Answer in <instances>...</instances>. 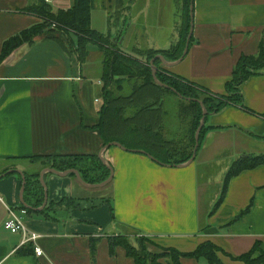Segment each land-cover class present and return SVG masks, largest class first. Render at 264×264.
I'll return each mask as SVG.
<instances>
[{"label": "crops", "instance_id": "crops-1", "mask_svg": "<svg viewBox=\"0 0 264 264\" xmlns=\"http://www.w3.org/2000/svg\"><path fill=\"white\" fill-rule=\"evenodd\" d=\"M36 1L0 0V52L4 40L41 22L25 11ZM44 1L53 11L72 6V0ZM162 5L167 11L164 18ZM180 5V0H95L90 25L111 33L126 54L146 48L161 51L177 39ZM193 10L187 55L172 65L161 64L213 94H224L237 59L258 53L264 0H194ZM102 55L97 45L90 44L87 59L80 62L76 53L68 55L55 41L38 37L0 63V174L11 168L33 174L50 167L30 161L33 155L102 156L114 173L107 183V208L105 203L94 208L98 204L89 194L92 188L75 175L43 173L46 206L52 204L48 213L55 219L46 218L42 209L25 218L28 228L41 234L35 242L40 255L33 250L18 253L28 248L21 243L22 235L4 229L7 207L20 206L22 179L16 173L0 178V264H135L121 247L110 253L107 238L118 234L132 239L146 235L158 247L180 252L212 242L220 248L216 254L224 264H244L232 257L256 242L264 251V165L231 177L219 199L231 163L259 154L261 150L252 148L255 142L263 146L264 69L241 86L250 112L227 105L209 114L194 161L164 166L140 152L105 148L95 128L102 104ZM210 165L217 167L216 175L208 170ZM63 198L72 202L58 205ZM202 199L207 200L204 207ZM180 259L182 264H209L203 257ZM159 264L169 263L161 259Z\"/></svg>", "mask_w": 264, "mask_h": 264}, {"label": "trees", "instance_id": "trees-1", "mask_svg": "<svg viewBox=\"0 0 264 264\" xmlns=\"http://www.w3.org/2000/svg\"><path fill=\"white\" fill-rule=\"evenodd\" d=\"M189 1L180 0L181 26L176 41L168 49L161 51L149 48L136 49L133 52L140 56L138 57L120 50L118 42L112 40L111 33H100L91 28L90 12L95 0H72V6L69 9L59 8L56 11H53L46 1L37 0L29 4L25 11L40 17L41 22L31 25L3 41L0 63L15 48L24 43L33 42L35 37L55 41L68 55L76 53L80 62H85L87 59L89 45H97L103 53L101 66L103 89L102 104L98 111L99 120L95 128L99 130L104 146L108 142L115 141L129 150L145 151L159 164L179 165L191 158L195 144L194 133L202 117L201 106L194 99L202 101L208 112L207 116L220 112L227 105H238L243 110L250 112L244 103L241 86L250 76L259 74L264 69L263 30L258 53L256 55H241L237 59L231 78L226 81L224 94H213L209 89H205L197 83L189 82L179 75L170 73L162 66L159 59L154 62L157 79L174 89L175 92L157 84L152 77L150 60L156 54H162L168 61H176L182 55L190 28ZM190 39L192 41V36ZM168 94L178 98L177 113L184 128L182 132H178L176 137H168L167 128H165L164 104ZM207 116L199 135L200 144L208 128L206 126ZM262 116L264 118V114ZM29 159L32 162L41 161L44 166H50L58 171L70 168L78 169L82 179L88 184L102 182L110 174L108 167L104 166L101 159L95 155L90 157L85 155H33ZM258 165H264V154L241 156L232 162L224 176L219 199H221L227 187L226 183L231 177ZM38 173L24 172L26 184L23 197L25 202L34 208L41 206L44 197ZM11 174L13 173H8L5 176ZM70 175L74 176V174ZM64 201L72 202L70 198H63L57 204ZM51 205L50 203L49 206L44 207L41 213L48 219H55L48 213ZM26 210L27 213L34 211L30 208H26ZM130 239L132 238L124 234L109 235L107 241L110 253H115L116 249L121 247L125 250V254L134 260L135 264H159L161 259H165L169 264H182L180 259L182 256L196 259L203 257L209 264H224L216 254L220 248L212 242L204 241L191 252H180L172 247H158L146 235L134 236L135 243ZM147 243L156 246L157 250H149ZM25 244L28 248L18 250V253L29 254L32 252L31 250L35 251L32 242ZM91 247L94 252V244ZM259 248L260 243L256 242L250 250L232 258L242 261L244 264H264V251ZM257 251L259 253L255 255Z\"/></svg>", "mask_w": 264, "mask_h": 264}, {"label": "water", "instance_id": "water-1", "mask_svg": "<svg viewBox=\"0 0 264 264\" xmlns=\"http://www.w3.org/2000/svg\"><path fill=\"white\" fill-rule=\"evenodd\" d=\"M193 6H194V0H190L189 1V7H188V10H189V25H190V28H189L188 34L186 36L185 46H184L183 51L181 53L182 55L178 59H176V61H168V60L165 59V57L162 54L161 55L160 54H156V56L150 60V66H151V70H152V77H153L154 81L157 84L161 85V86L163 85L164 87L171 89L173 92H175L174 89H172L171 87H169L166 84H163V83L159 82V80L157 79V76H156L157 75V69H156V66H155L154 62L157 59H159L161 63L169 66V65H172L173 64L171 62L176 63V62L180 61L184 56L187 55L186 53H187L188 48H189V45H190V41H191L190 38L192 36L193 26H194V24H193V20H194V10H193ZM117 41H119V43H121L120 40H117ZM189 100H190V98H189ZM194 100H197L199 102L200 106H201L202 117H201V119L199 121V124L197 126V129L195 130V133H194V141H195V144L193 146L191 158L188 161L184 162V163H179V165H174V166H178L179 167L180 165L188 164V163H191L192 161H194V158L196 157L195 154H196L197 149L199 148V145H200L199 135H200V132H201V130L203 128V125L205 124V119H206V116H207V113L208 112H207L204 104L202 103V101H200L198 99H194ZM109 146H117L119 148L121 147L124 150H129L125 146H123L122 144H119L118 142H115V141H111V142L106 143L105 148L106 147H109ZM129 151H132V152H135V151L136 152H140V153L145 154L148 157H151V158L154 159V157H152L151 155L149 156L145 151L140 150V149L129 150ZM99 159H101L102 163L105 166L108 167L109 173H110L106 180H104L102 182H99V183H92V184L86 183L82 179L81 174H79L78 169L76 170V169L70 168V169H65L63 171H58L55 168L48 167L46 169L41 170L40 173H39V175H40L39 176V180H40L41 186H42V188L44 190V197H43V201H42L41 206L35 207V208L32 207L31 205L27 204L25 202V200H24V197H23L24 191L23 190H24V187H25V184H26V176L24 175V172L21 169H13V168L7 169V170L4 171V173H1L0 174V178H3L8 173H16V174L20 175L21 176V179H22L21 187H20V190H19L20 191V197H19L20 204L23 205V206H25L26 208L33 209L34 211L35 210H41V209H43L46 206L47 199H48V190H46V185H45V182H44V175H43L44 172L50 171V172H53L55 174L62 175V176L63 175H67V174H74L76 176V179H78V181L82 185H84L86 187H90V188H92V187H103V186H106L107 183H109L113 179L114 173H113V168L110 165V163L108 162V160L104 159L102 156H99ZM160 164H162V163H160ZM162 165H164V164H162ZM165 165L170 166V164H165Z\"/></svg>", "mask_w": 264, "mask_h": 264}, {"label": "rangeland", "instance_id": "rangeland-1", "mask_svg": "<svg viewBox=\"0 0 264 264\" xmlns=\"http://www.w3.org/2000/svg\"><path fill=\"white\" fill-rule=\"evenodd\" d=\"M154 7V6H153ZM117 14H119V11H117ZM167 11H165V6L162 5L161 7V17L164 18L165 15H166ZM153 14V11L152 10H149V16H152ZM151 22H153V19H150ZM38 38V37H35L33 39V41ZM132 55H135L134 53H132ZM135 56H138V55H135ZM140 57V56H138ZM143 59V58H142ZM101 70V68H100ZM166 101H165V104H164V109H165V113H166V116H165V128H167V136L168 137H176V135L178 134V132H182L184 130V128L182 127L181 125V121L178 117V113H177V104H178V98H176L174 95H171V94H168L167 97H166ZM261 143L263 146L262 147H257L258 146V143L255 142V144L253 145L252 148H254L255 150H261L259 154H264V141L263 140H260ZM251 148V149H252ZM244 156H247V155H244ZM23 162H26V161H23ZM232 164V163H231ZM229 168V167H228ZM217 167H214L213 165H210L208 170H210L212 176H213V173L214 175H216L217 173ZM203 172V171H202ZM204 173V172H203ZM202 177L200 178V185L205 189V191L207 190L206 189V183H204L202 181ZM214 185V184H213ZM212 185L211 183V186L212 188H214V186ZM219 188L221 187V183L218 184ZM108 186H103V187H92L91 190H89V194L92 196L91 198H94V201L95 203L98 204V206H95L94 208H99L101 206H103L102 204L105 203L106 205V208H107V197L109 196L108 195ZM212 191V190H210ZM204 201H207L206 199H202L201 200V203H202V207H204V204L203 202ZM147 238H150L149 236H146ZM151 239V238H150ZM133 243H135V239H130ZM148 249L149 250H157L156 246L154 245H151L150 243L148 244ZM218 252V251H216Z\"/></svg>", "mask_w": 264, "mask_h": 264}, {"label": "built area", "instance_id": "built-area-1", "mask_svg": "<svg viewBox=\"0 0 264 264\" xmlns=\"http://www.w3.org/2000/svg\"><path fill=\"white\" fill-rule=\"evenodd\" d=\"M27 214L28 213L26 208L23 207L21 204L17 207L8 206L7 215L4 219L5 221L3 227L5 230H8L11 233H19L20 235H22V244L32 242L34 245L35 254L40 255L42 253V250L39 249L38 246H35V242L41 236V234L36 231H31L28 228L27 221L25 220Z\"/></svg>", "mask_w": 264, "mask_h": 264}]
</instances>
